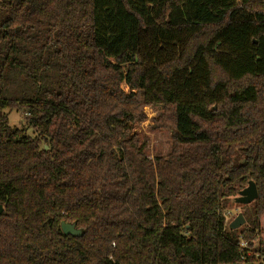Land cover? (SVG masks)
I'll return each mask as SVG.
<instances>
[{"label":"trees","instance_id":"obj_1","mask_svg":"<svg viewBox=\"0 0 264 264\" xmlns=\"http://www.w3.org/2000/svg\"><path fill=\"white\" fill-rule=\"evenodd\" d=\"M0 206V264H264V0H0Z\"/></svg>","mask_w":264,"mask_h":264},{"label":"rangeland","instance_id":"obj_2","mask_svg":"<svg viewBox=\"0 0 264 264\" xmlns=\"http://www.w3.org/2000/svg\"><path fill=\"white\" fill-rule=\"evenodd\" d=\"M160 113L161 107L159 106L147 107L145 109L146 120L138 124L134 130L139 133L141 137L147 139L146 153L151 160L157 156L165 157L171 150L170 132L167 129L155 128L154 122ZM9 124L12 128L25 129L29 136H36L35 130L27 126L24 114L17 110H14L9 114ZM245 212V206L236 204L235 201H232L226 211L227 225L230 226L238 215L242 214L245 216Z\"/></svg>","mask_w":264,"mask_h":264},{"label":"water","instance_id":"obj_3","mask_svg":"<svg viewBox=\"0 0 264 264\" xmlns=\"http://www.w3.org/2000/svg\"><path fill=\"white\" fill-rule=\"evenodd\" d=\"M259 198L258 191L254 182H250L249 186L244 189L239 196L235 199V203L243 206L251 205ZM3 208L0 206V214H2ZM246 224L245 217L240 214L238 217L230 224V229L239 230ZM62 231L66 236L81 237L82 231L76 228L75 224L62 223Z\"/></svg>","mask_w":264,"mask_h":264}]
</instances>
